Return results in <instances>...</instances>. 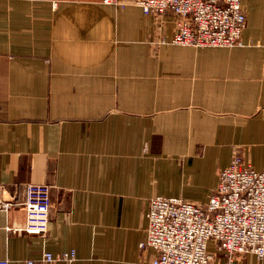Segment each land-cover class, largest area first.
Listing matches in <instances>:
<instances>
[{"label":"crops","instance_id":"1","mask_svg":"<svg viewBox=\"0 0 264 264\" xmlns=\"http://www.w3.org/2000/svg\"><path fill=\"white\" fill-rule=\"evenodd\" d=\"M122 1L0 0V261L150 264L151 198L205 205L234 154L264 169V0H240L233 48L173 45L174 17ZM31 183L50 187L45 238L16 232Z\"/></svg>","mask_w":264,"mask_h":264},{"label":"built area","instance_id":"2","mask_svg":"<svg viewBox=\"0 0 264 264\" xmlns=\"http://www.w3.org/2000/svg\"><path fill=\"white\" fill-rule=\"evenodd\" d=\"M124 7L122 0H102ZM143 14L162 20L175 18V33L170 41L194 48L241 47L246 26L240 0H130ZM50 187L29 184L22 206L24 227L16 232L45 238L49 229ZM146 237L141 249H151L150 264H211L215 251L228 264L234 257L253 254L264 257V169L256 171L234 154L219 172L216 188L207 203L198 206L181 198L156 196L149 200L145 215ZM74 251L52 255L44 252L38 262L23 264H72ZM0 264H8L0 261Z\"/></svg>","mask_w":264,"mask_h":264}]
</instances>
